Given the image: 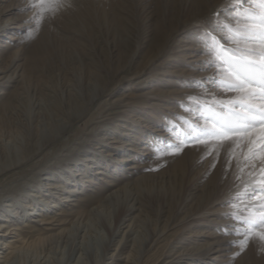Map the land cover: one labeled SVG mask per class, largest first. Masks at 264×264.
Returning <instances> with one entry per match:
<instances>
[{
  "label": "rangeland",
  "instance_id": "1",
  "mask_svg": "<svg viewBox=\"0 0 264 264\" xmlns=\"http://www.w3.org/2000/svg\"><path fill=\"white\" fill-rule=\"evenodd\" d=\"M69 3L37 26L31 19L37 9L28 0H0V102L12 90L23 96L18 129L0 139L19 158L0 174V196L10 208L20 207L17 212L34 208L1 220L11 227L0 240L12 239L20 249L11 264H66L71 253L70 264H92L100 254V264H165L175 251L200 248L209 250L205 258L173 264H264V241L252 239L240 251L244 234L224 215L231 211L224 201L238 193L241 208L264 203V194L244 196L249 173L258 178L264 168L259 127L220 157L207 155L211 144L176 155L166 147L184 140L185 119L204 123L186 111L189 97L231 95L208 79L214 69L203 63L210 59L204 33L226 14L216 35L232 47L228 38L248 22L241 13L259 11L258 0L242 8L230 0ZM226 4L217 21L214 14ZM29 59L37 62L30 69ZM25 68L32 88L22 79ZM60 125L66 126L61 134L43 145ZM254 148V158L245 161ZM233 150L236 159L226 172ZM117 188L135 203V231L116 249L122 225L106 249L114 206L99 202Z\"/></svg>",
  "mask_w": 264,
  "mask_h": 264
},
{
  "label": "snow or ice",
  "instance_id": "2",
  "mask_svg": "<svg viewBox=\"0 0 264 264\" xmlns=\"http://www.w3.org/2000/svg\"><path fill=\"white\" fill-rule=\"evenodd\" d=\"M246 0H230L233 8H242ZM68 4L69 0H28V7H36L37 12L31 18L37 26L45 17V14L55 15L60 6ZM259 11L255 8L244 9L241 15L248 21L242 27L237 28L228 39L232 47H225L223 37H217L218 30H223L224 25L217 23L204 33L201 43L208 51L210 59L204 61L206 68H213L214 74L211 79L223 93L208 92L204 97H189L192 107L186 109L191 112L192 119L203 120V124L184 120L187 125L183 129L184 140L166 147L170 150L169 155L181 153L185 148L207 147V155L216 154L220 157L225 149L236 146L238 140L244 138V134L251 129L259 127L260 140L264 141V0H258ZM225 5L214 14L219 21L221 14L228 8ZM23 10V9H22ZM39 17V18H37ZM241 149L243 145L239 146ZM258 149H250L245 161L254 158ZM236 159L233 150L227 158L225 171ZM215 166V165H213ZM256 166L253 165V168ZM243 171V169H241ZM252 183L245 185V197L255 198L258 194H264V168L258 174L250 172ZM239 179V177H237ZM240 200V194H236L229 200L224 201L230 206L231 211L224 215L230 217L237 225L235 231L244 234V240L239 243L244 245L243 251L250 240L259 239L264 241V203L249 208H243L236 203ZM237 252L235 255H239Z\"/></svg>",
  "mask_w": 264,
  "mask_h": 264
},
{
  "label": "bare ground",
  "instance_id": "3",
  "mask_svg": "<svg viewBox=\"0 0 264 264\" xmlns=\"http://www.w3.org/2000/svg\"><path fill=\"white\" fill-rule=\"evenodd\" d=\"M225 15H223L221 21H219L217 23H219L221 25H224L225 24ZM196 32H197V30H195V33ZM33 59H29V61L27 63L28 66H29V69L31 67L35 66L36 63H37V62L35 63L33 61ZM31 76H32L31 71L26 69L24 71V74H23V77H22L23 81L25 83H27L26 85L28 87H30V88H32ZM160 83H161V79L156 80L155 85H153L151 88L152 89L157 88ZM22 100H23V96L17 90L9 91L1 99V102H0V139H2V141L6 137H8L10 135H13V133L18 129V126H17L18 122H17V120H15V118H16L15 115H16L17 111L20 110L19 107L21 106V101ZM77 115H79V114H77ZM74 117H76V116H74ZM65 127L66 126H64V125H60L59 129H57V131H55V133H51V134L47 133L45 135V137H44L43 145L45 143L51 141L57 135H59L58 133L63 131L65 129ZM90 147L86 149V153L84 155L85 157L89 156L90 149L92 148V147L91 148ZM18 162H19V158L16 156V154L13 152V150L10 149V148H7L5 146V144H2V145L0 144V174L4 170L10 168L11 166L16 165ZM86 173H87V171H85V174ZM29 191L30 190H28V192ZM0 195H2V194H0ZM28 196H26L24 199L20 200L19 204L26 203ZM66 197H68V196H66ZM3 198H4V196H0V239L2 238V236H4L5 234H8L10 232L9 231V227H11V224L8 225V224H6V222H2L1 221V220H3L2 218H5L6 220H10L11 221L12 219H15V218L24 217L25 213H26L25 216L33 214L32 211L34 210V208H32L31 211L26 212L24 207H21V211L17 212L16 209L18 210V209H20V207H18V208L17 207L16 208H10L11 205L3 204L4 203L3 201H6V200H3ZM40 199L42 200V203L44 205L48 204V201L46 200V198L42 199V197H41ZM16 202H18V201H16ZM16 202H15V204H16ZM107 204H110L111 206L112 205L114 206V222H113V227H111V225H109V232H110L111 236H110V239L106 242V249H108L112 245V242L114 241L113 237L115 235H118L117 234L118 230L120 229V227L122 225L125 224L124 225L125 231H123V235L121 236L122 238L124 236V240L122 241V238H121L118 241V244H117V247H116V249H117L119 246L126 245L127 241L129 239H131V235L135 231L133 223L136 221L135 220L136 219V214L134 215V213L136 211V207L134 205L135 203L132 202V200L130 198L125 196V193L123 192V190L118 189V188L113 193L111 192V194H109L105 198V200H102L101 202H99V206L100 207L101 206H106ZM14 223H15V221H14ZM16 227H17V225H16ZM11 229L12 228H10V230ZM12 242H13L12 239L10 241L0 240V250H1L0 251V259H2L1 262L3 264H11L12 260L15 259V257L17 256L18 253H20L19 247L14 245V244H12ZM208 254H209V250L206 249V248H204V249L203 248L192 249V250H189V251H181V252L175 251V253H173L172 255H170V256L168 255L170 260L169 261L167 260V262H165V264H173L176 260H180V259H193V258L203 259ZM113 256H114V254L111 255V258H113ZM72 257H73V253L70 254L69 261L66 262V264H70V261L72 260ZM103 259H104V254L95 255V256H93L92 264H100L103 261ZM162 264H164V263H162Z\"/></svg>",
  "mask_w": 264,
  "mask_h": 264
}]
</instances>
